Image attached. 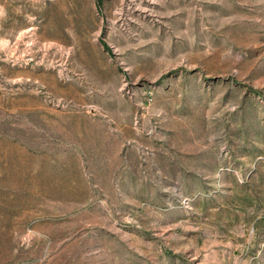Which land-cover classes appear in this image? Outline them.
I'll list each match as a JSON object with an SVG mask.
<instances>
[{
  "label": "rangeland",
  "instance_id": "1",
  "mask_svg": "<svg viewBox=\"0 0 264 264\" xmlns=\"http://www.w3.org/2000/svg\"><path fill=\"white\" fill-rule=\"evenodd\" d=\"M0 264H264V0H0Z\"/></svg>",
  "mask_w": 264,
  "mask_h": 264
}]
</instances>
